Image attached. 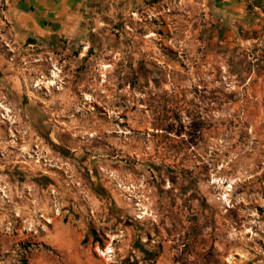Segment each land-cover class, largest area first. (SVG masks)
Here are the masks:
<instances>
[{
    "label": "rangeland",
    "instance_id": "374dc122",
    "mask_svg": "<svg viewBox=\"0 0 264 264\" xmlns=\"http://www.w3.org/2000/svg\"><path fill=\"white\" fill-rule=\"evenodd\" d=\"M215 2L0 0V264H264V3Z\"/></svg>",
    "mask_w": 264,
    "mask_h": 264
},
{
    "label": "crops",
    "instance_id": "0c3cea01",
    "mask_svg": "<svg viewBox=\"0 0 264 264\" xmlns=\"http://www.w3.org/2000/svg\"><path fill=\"white\" fill-rule=\"evenodd\" d=\"M99 0H7V17L18 37L35 40H62L81 36L85 14ZM244 8L264 0H215ZM34 40V41H35Z\"/></svg>",
    "mask_w": 264,
    "mask_h": 264
},
{
    "label": "built area",
    "instance_id": "2783aa9c",
    "mask_svg": "<svg viewBox=\"0 0 264 264\" xmlns=\"http://www.w3.org/2000/svg\"><path fill=\"white\" fill-rule=\"evenodd\" d=\"M30 45H34L33 43H30ZM53 85V84H52Z\"/></svg>",
    "mask_w": 264,
    "mask_h": 264
},
{
    "label": "trees",
    "instance_id": "16d2710c",
    "mask_svg": "<svg viewBox=\"0 0 264 264\" xmlns=\"http://www.w3.org/2000/svg\"><path fill=\"white\" fill-rule=\"evenodd\" d=\"M30 40H33L34 41L35 39H30Z\"/></svg>",
    "mask_w": 264,
    "mask_h": 264
}]
</instances>
